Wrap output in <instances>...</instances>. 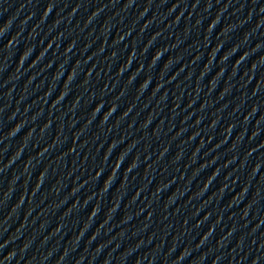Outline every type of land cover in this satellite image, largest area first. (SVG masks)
<instances>
[{"label":"water","instance_id":"water-1","mask_svg":"<svg viewBox=\"0 0 264 264\" xmlns=\"http://www.w3.org/2000/svg\"><path fill=\"white\" fill-rule=\"evenodd\" d=\"M151 153L264 241V0H17Z\"/></svg>","mask_w":264,"mask_h":264}]
</instances>
